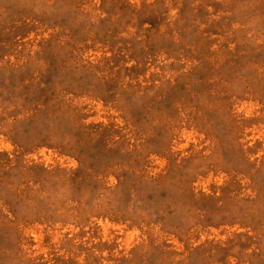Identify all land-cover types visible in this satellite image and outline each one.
I'll use <instances>...</instances> for the list:
<instances>
[{
  "label": "rangeland",
  "instance_id": "374dc122",
  "mask_svg": "<svg viewBox=\"0 0 264 264\" xmlns=\"http://www.w3.org/2000/svg\"><path fill=\"white\" fill-rule=\"evenodd\" d=\"M0 264H264V0H0Z\"/></svg>",
  "mask_w": 264,
  "mask_h": 264
}]
</instances>
